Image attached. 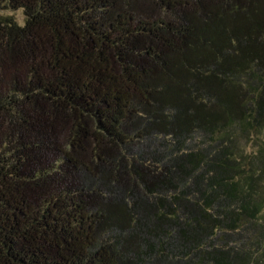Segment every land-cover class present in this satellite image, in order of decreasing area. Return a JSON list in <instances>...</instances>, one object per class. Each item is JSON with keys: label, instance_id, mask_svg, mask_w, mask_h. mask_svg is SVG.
Segmentation results:
<instances>
[{"label": "trees", "instance_id": "1", "mask_svg": "<svg viewBox=\"0 0 264 264\" xmlns=\"http://www.w3.org/2000/svg\"><path fill=\"white\" fill-rule=\"evenodd\" d=\"M20 7L23 27L0 17V264H264V0L0 11Z\"/></svg>", "mask_w": 264, "mask_h": 264}, {"label": "clouds", "instance_id": "2", "mask_svg": "<svg viewBox=\"0 0 264 264\" xmlns=\"http://www.w3.org/2000/svg\"><path fill=\"white\" fill-rule=\"evenodd\" d=\"M7 4V0H0V8H3L4 5ZM24 12V9L22 7L17 8L15 12H12L10 10H2L0 11V17H15L16 23L18 27H23V20H22V14Z\"/></svg>", "mask_w": 264, "mask_h": 264}, {"label": "rangeland", "instance_id": "3", "mask_svg": "<svg viewBox=\"0 0 264 264\" xmlns=\"http://www.w3.org/2000/svg\"><path fill=\"white\" fill-rule=\"evenodd\" d=\"M159 142V141H158ZM159 144H162V143H159ZM165 146V145H164ZM161 150V149H160ZM244 150H245V152H247V153H250V152H252L253 150H254V148L253 147H251L250 145H247L246 147H244Z\"/></svg>", "mask_w": 264, "mask_h": 264}]
</instances>
